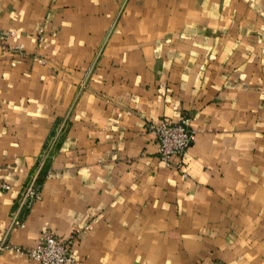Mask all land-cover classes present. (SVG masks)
Returning a JSON list of instances; mask_svg holds the SVG:
<instances>
[{
  "label": "crops",
  "instance_id": "obj_1",
  "mask_svg": "<svg viewBox=\"0 0 264 264\" xmlns=\"http://www.w3.org/2000/svg\"><path fill=\"white\" fill-rule=\"evenodd\" d=\"M0 30V239L78 229L73 264H264V0H0ZM183 115L194 140L167 167L149 125ZM60 119L43 198L14 227Z\"/></svg>",
  "mask_w": 264,
  "mask_h": 264
},
{
  "label": "built area",
  "instance_id": "obj_2",
  "mask_svg": "<svg viewBox=\"0 0 264 264\" xmlns=\"http://www.w3.org/2000/svg\"><path fill=\"white\" fill-rule=\"evenodd\" d=\"M0 48H8L4 35L0 30ZM21 49L22 47H17ZM150 131L154 134L158 144V155L167 167H182L185 155L190 148L195 131L191 127V118L183 115L178 121L172 122L161 120L157 123H150ZM3 188L11 189L10 184H4ZM40 198L39 189L32 185L26 198ZM32 203V201L30 202ZM75 237L59 238L50 231H45L37 245L33 247H19L7 243L1 249L11 248L38 261L40 264H73L75 259L70 254V248L75 241Z\"/></svg>",
  "mask_w": 264,
  "mask_h": 264
},
{
  "label": "rangeland",
  "instance_id": "obj_3",
  "mask_svg": "<svg viewBox=\"0 0 264 264\" xmlns=\"http://www.w3.org/2000/svg\"><path fill=\"white\" fill-rule=\"evenodd\" d=\"M13 50H15V53L20 52L19 51L20 49H17V47H15ZM188 116L191 118L190 115ZM63 121L64 119H60V121H58V123L56 124L55 128L47 136V139L40 153L37 156L34 166L30 170L29 175L27 176L26 180L24 181L21 188L19 189L17 196L14 199V203L10 211L11 225L14 227H17V226L24 227L26 217L28 213L30 212V210L32 209L33 205L36 202L41 201L43 198V193H42L43 188L45 187L46 182L50 179V176L52 173L50 161L59 151L60 144L62 141L61 139L64 136L65 126H67L69 123V120H68L66 121L64 125L62 124ZM4 184H9V183L1 182L0 190L2 192L7 191L6 189L3 188ZM32 185H34V188L39 189L40 198L33 199V200L30 197L26 198V194ZM31 201L32 203H30ZM71 236L77 238L78 236H80V231L78 229L74 230L71 233ZM7 243L14 245V243L9 241L6 237L0 239V252L5 251V250H11V248L1 249V247ZM17 246L22 247V248L27 247V246H21V245H17Z\"/></svg>",
  "mask_w": 264,
  "mask_h": 264
}]
</instances>
